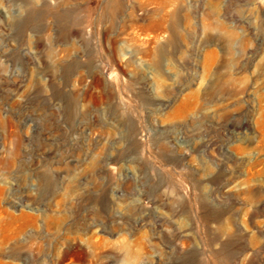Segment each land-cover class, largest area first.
<instances>
[{
  "label": "rangeland",
  "instance_id": "374dc122",
  "mask_svg": "<svg viewBox=\"0 0 264 264\" xmlns=\"http://www.w3.org/2000/svg\"><path fill=\"white\" fill-rule=\"evenodd\" d=\"M0 264H264V0H0Z\"/></svg>",
  "mask_w": 264,
  "mask_h": 264
}]
</instances>
